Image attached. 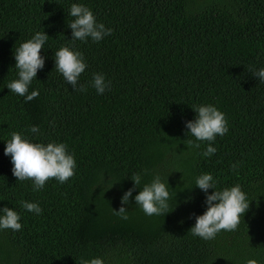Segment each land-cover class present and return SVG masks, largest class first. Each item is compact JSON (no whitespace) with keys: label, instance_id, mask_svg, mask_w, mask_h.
<instances>
[{"label":"trees","instance_id":"obj_1","mask_svg":"<svg viewBox=\"0 0 264 264\" xmlns=\"http://www.w3.org/2000/svg\"><path fill=\"white\" fill-rule=\"evenodd\" d=\"M73 3L112 34L72 41ZM36 32L49 38L40 52L44 67L29 85L39 95L29 102L7 85L18 79L16 49ZM61 47L83 54L87 68L78 83L86 92L74 91L55 69ZM261 68L264 0H0V209L16 211L22 225L0 230V264H264V83L249 70ZM95 73L110 82L103 94L91 86ZM198 105L215 106L227 120L210 157L202 155L209 142L187 133ZM13 132L66 144L75 175L38 191L33 181L17 180L4 154ZM188 140L200 147L188 148ZM205 173L215 190L239 185L249 201L238 228L212 240L190 230L207 208L195 186ZM155 175L170 194L164 216L135 205ZM129 188L123 220L113 210ZM22 201L42 212L27 211Z\"/></svg>","mask_w":264,"mask_h":264},{"label":"clouds","instance_id":"obj_2","mask_svg":"<svg viewBox=\"0 0 264 264\" xmlns=\"http://www.w3.org/2000/svg\"><path fill=\"white\" fill-rule=\"evenodd\" d=\"M69 15L74 18L67 25L72 32V41L85 42L91 38L93 42H99L112 34L113 30L106 28L103 23H98L92 11L83 4L73 3ZM48 38L44 32H36L31 39L21 43L14 53L18 79L10 82L7 88L29 102L39 95L37 90L29 93V85L35 79L38 70L44 67V58L40 52ZM86 68L87 64L81 52L70 50L69 47H61L55 52V69L62 74L74 91H87L85 85L78 83L79 77ZM249 70L252 71V76L264 83V68ZM91 86L97 94H103L106 89L110 88V82L105 81L103 74L95 73ZM193 110L196 113V118L186 122L187 133H190L195 141L209 142V146L202 155L210 157L216 152V149L211 146V142L217 136H223L228 132L227 120L224 113L213 105H198ZM30 131L37 133L39 128L33 126ZM187 146L188 148H199L200 144L188 140ZM4 154L11 157L13 176L19 181H33V191L42 190L50 179H55L63 184L75 175L76 161L64 143L49 142L46 145L33 143L22 138L20 133L13 132L11 139L6 143ZM231 167L235 172L238 165L233 164ZM130 179L133 182V188H139L141 175L134 174ZM195 186L205 193L207 208L202 215L195 217V225L190 228L192 235L203 240H212L222 230L235 231L240 224L241 216L249 209V201L240 186L215 190L213 176L208 173L197 177ZM133 188H129L122 195V206L119 210H113L114 214L123 220L128 219L127 210L123 205L129 203ZM209 189L213 190L211 195L207 194ZM169 199L168 185L162 182L159 175H155L152 181L145 184L134 197L135 205H138L148 216H164L169 213ZM21 205L27 211L37 215L42 212L36 203L22 201ZM0 211L3 212V215H0V230H21L20 216L16 211L8 207H3ZM81 264H104V262L101 258H93L90 261L83 260ZM247 264H257V262L249 260Z\"/></svg>","mask_w":264,"mask_h":264}]
</instances>
